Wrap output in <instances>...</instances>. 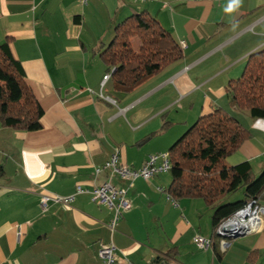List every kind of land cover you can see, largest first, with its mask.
I'll return each mask as SVG.
<instances>
[{"label":"crops","instance_id":"0c3cea01","mask_svg":"<svg viewBox=\"0 0 264 264\" xmlns=\"http://www.w3.org/2000/svg\"><path fill=\"white\" fill-rule=\"evenodd\" d=\"M230 2L0 0V42L8 39L43 111L34 132L0 125V264H99L98 249L110 242L115 264H150L159 257L185 264L187 239H211V230L190 228L195 217H211L210 209L200 199L172 203L170 177L166 183L162 175L137 179L127 189L130 209L112 235V211L89 194L76 195L67 209L50 204L42 212L39 203L42 195L69 196L76 186L92 190L102 184L108 172L95 175V169L116 149L124 164L139 168L148 156L168 152L174 139L214 108L250 134L224 165L249 162L259 175L264 121L237 110L226 87L241 76L247 57L264 49V0H241L228 11ZM143 11L184 45L182 57L127 95L113 92L111 77L103 90L111 101L102 99L99 85L108 71L100 52L117 24ZM216 239L199 264H264V230L222 243ZM171 251L174 257L167 256Z\"/></svg>","mask_w":264,"mask_h":264},{"label":"trees","instance_id":"16d2710c","mask_svg":"<svg viewBox=\"0 0 264 264\" xmlns=\"http://www.w3.org/2000/svg\"><path fill=\"white\" fill-rule=\"evenodd\" d=\"M136 39V48L131 45ZM182 51L169 32L147 12L125 18L114 28L110 44L100 52L107 71L114 68L112 89L127 95L153 75L179 61ZM226 93L237 110L264 121V49L250 54L241 76L229 81ZM43 115L24 73L13 58L6 39L0 42V125L17 131L40 129ZM250 134L235 117L214 108L199 117L169 148V199H200L211 211V239L217 229L250 201L264 199V169L253 175L252 165L243 162L226 167L224 160L236 152ZM242 189V199L222 200ZM167 256L174 257L172 251ZM216 257H219L216 254ZM150 264H168L157 258Z\"/></svg>","mask_w":264,"mask_h":264},{"label":"built area","instance_id":"2783aa9c","mask_svg":"<svg viewBox=\"0 0 264 264\" xmlns=\"http://www.w3.org/2000/svg\"><path fill=\"white\" fill-rule=\"evenodd\" d=\"M134 2H144L146 0H133ZM87 0H81L85 5ZM180 49L184 48L183 44L179 45ZM111 68L103 77L99 85V97L108 101L110 98L104 97L103 90L106 82L111 78L114 72ZM88 92H91L88 90ZM168 152L162 154L150 155L144 163L137 169L124 164L120 158V150L116 149L104 165L100 169H95V175H98L102 170L108 172L106 180L92 190H85L80 186H76L75 192L69 196H59L56 194L42 195L40 197L39 207L42 212H46L50 204H57L63 209L73 202L74 197L79 194H89L91 200L98 206L105 207L112 211V219L108 223V229L111 235L115 231V227L123 213L130 209L129 201L127 200V189L131 188L137 179L150 181L156 176L168 172L169 160ZM116 183H113V182ZM125 183L127 188L120 186ZM159 192H162L159 189ZM264 230V206H261L256 201H250L243 209L234 214L232 218L225 221L218 229L217 236L222 239H232L234 235L239 233H257ZM193 243L203 250H207L211 242L208 239L196 236ZM226 246V244H223ZM115 247L112 242L101 245L98 249L97 256L99 264H115Z\"/></svg>","mask_w":264,"mask_h":264},{"label":"rangeland","instance_id":"374dc122","mask_svg":"<svg viewBox=\"0 0 264 264\" xmlns=\"http://www.w3.org/2000/svg\"><path fill=\"white\" fill-rule=\"evenodd\" d=\"M113 36V35H112ZM138 44V41L136 39H132L131 45L133 48H136ZM175 138V137H174ZM177 140V139H174ZM174 142V141H173ZM161 178L166 180V183L168 182V178L170 177V174L168 172H164L162 174ZM162 190V189H161ZM242 199V189H239L236 193L229 195L225 197L222 202L223 203H232L236 202ZM173 203V202H172ZM189 224L191 223L190 220L188 219ZM192 222L195 224V226H190V228H193L197 232H201L202 234L204 232H209L211 230V220L209 216V212L203 213L201 217H195ZM201 234V235H202ZM200 236V235H198ZM216 241L218 243H222L224 241L222 238L217 237ZM227 243V242H225ZM206 250L199 249L194 243H190L189 240L187 239L183 245V263L185 264H199L202 262H205L206 260V255H204ZM211 251L208 254V257H211Z\"/></svg>","mask_w":264,"mask_h":264},{"label":"clouds","instance_id":"9594fccd","mask_svg":"<svg viewBox=\"0 0 264 264\" xmlns=\"http://www.w3.org/2000/svg\"><path fill=\"white\" fill-rule=\"evenodd\" d=\"M241 0H231L228 11H233L235 8L239 7Z\"/></svg>","mask_w":264,"mask_h":264},{"label":"water","instance_id":"95a60500","mask_svg":"<svg viewBox=\"0 0 264 264\" xmlns=\"http://www.w3.org/2000/svg\"><path fill=\"white\" fill-rule=\"evenodd\" d=\"M248 234L249 233H244V232L243 233H239V234L234 235L232 239H237V238L243 237V236L248 235Z\"/></svg>","mask_w":264,"mask_h":264}]
</instances>
